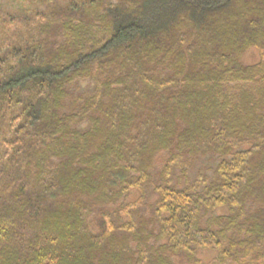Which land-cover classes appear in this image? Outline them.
Wrapping results in <instances>:
<instances>
[{"label": "trees", "instance_id": "trees-1", "mask_svg": "<svg viewBox=\"0 0 264 264\" xmlns=\"http://www.w3.org/2000/svg\"><path fill=\"white\" fill-rule=\"evenodd\" d=\"M2 1L0 264H264V0Z\"/></svg>", "mask_w": 264, "mask_h": 264}, {"label": "rangeland", "instance_id": "rangeland-1", "mask_svg": "<svg viewBox=\"0 0 264 264\" xmlns=\"http://www.w3.org/2000/svg\"><path fill=\"white\" fill-rule=\"evenodd\" d=\"M0 4H4L2 0H0ZM259 60L258 52L250 49L248 52L245 53L243 56V63L244 64H253ZM215 253L212 250H201L198 253V258L201 264H208L213 261Z\"/></svg>", "mask_w": 264, "mask_h": 264}]
</instances>
